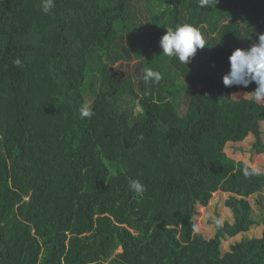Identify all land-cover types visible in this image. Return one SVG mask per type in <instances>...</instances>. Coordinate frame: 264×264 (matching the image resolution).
<instances>
[{
  "label": "trees",
  "instance_id": "obj_1",
  "mask_svg": "<svg viewBox=\"0 0 264 264\" xmlns=\"http://www.w3.org/2000/svg\"><path fill=\"white\" fill-rule=\"evenodd\" d=\"M186 23L207 46L185 65L160 40ZM260 34L264 0H0V264H264V230L222 252L264 225V172L225 153L252 135L264 155V104L222 83ZM217 192L232 221L206 239Z\"/></svg>",
  "mask_w": 264,
  "mask_h": 264
},
{
  "label": "clouds",
  "instance_id": "obj_2",
  "mask_svg": "<svg viewBox=\"0 0 264 264\" xmlns=\"http://www.w3.org/2000/svg\"><path fill=\"white\" fill-rule=\"evenodd\" d=\"M209 0H200V6L208 5ZM54 8V0H42V11L51 12ZM206 40L201 31L191 25L183 24L175 29H166V34L160 40L162 53L167 56L176 57L185 65L193 58L198 49L206 47ZM230 69L222 78L225 87L241 86L247 88L253 82L257 85L252 93H249L255 101L264 102V34L258 37V43L253 44L250 49H235L229 56ZM161 75L151 69H146L144 74L145 82H158ZM185 79V77H184ZM80 117L91 118L94 112L87 103L82 104L79 108ZM244 175L250 173L245 170ZM130 191L142 196L147 187L140 180L132 179L129 183Z\"/></svg>",
  "mask_w": 264,
  "mask_h": 264
},
{
  "label": "rangeland",
  "instance_id": "obj_3",
  "mask_svg": "<svg viewBox=\"0 0 264 264\" xmlns=\"http://www.w3.org/2000/svg\"><path fill=\"white\" fill-rule=\"evenodd\" d=\"M133 64V63H132ZM132 64L127 66L124 65L121 68L119 64L115 65V68L121 69L125 72H132ZM235 99H254L249 93L239 91L234 94ZM264 104V102H260ZM262 131L264 134V122L261 124ZM255 141V138L252 135H249L246 140L241 143H228L225 148V153L227 156L231 157L236 161H241L258 172H264V155H257L253 150L252 145ZM227 194L217 192L213 195L209 205L205 208L197 206L196 212V225L197 231L201 233L206 239L211 238L215 233V226L213 223L218 221L219 225L224 224L225 221L231 222L232 215L228 208L225 207V201L228 199ZM258 199H261V203L258 204ZM250 202L254 208V213L256 216V220L261 222L264 219V192L260 195H256L250 198ZM264 230V225H260L256 229L250 230L246 234H242L237 236L234 239L224 241L222 243V252L226 253L230 250V246L235 242H240L241 240L251 239V238H259L261 237ZM122 250L119 249L118 253Z\"/></svg>",
  "mask_w": 264,
  "mask_h": 264
}]
</instances>
